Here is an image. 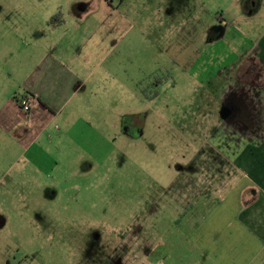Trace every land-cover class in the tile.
Wrapping results in <instances>:
<instances>
[{
  "label": "rangeland",
  "instance_id": "obj_1",
  "mask_svg": "<svg viewBox=\"0 0 264 264\" xmlns=\"http://www.w3.org/2000/svg\"><path fill=\"white\" fill-rule=\"evenodd\" d=\"M82 14L104 41V65L116 68L97 83L104 140L94 159L54 135L46 147L60 165L41 176L19 146L32 127L0 130V264L7 255L15 264H246L252 236L238 226L236 192L222 198L199 180L176 190L175 178L200 168L202 155L216 170L217 150L200 148L234 107L213 95L212 80L201 83V55L212 51L202 36L211 28L217 36L223 18L231 24L225 51H236V28L259 43L264 0H0V110L23 90L24 69L39 61L55 17ZM259 49L231 64L253 65L257 82Z\"/></svg>",
  "mask_w": 264,
  "mask_h": 264
},
{
  "label": "crops",
  "instance_id": "obj_2",
  "mask_svg": "<svg viewBox=\"0 0 264 264\" xmlns=\"http://www.w3.org/2000/svg\"><path fill=\"white\" fill-rule=\"evenodd\" d=\"M89 18L82 14L71 21L63 17L55 21L56 24L51 27L52 34L44 36L45 46L39 50V61L25 67L20 94L37 96L40 105L27 115L20 110L16 100L5 104L0 110L1 131L8 127L17 131L28 124L32 127L31 135L21 138L19 146L41 176H51L60 165L58 157L46 147V144L53 143L54 135L60 141L64 134L68 138L67 143L72 141V146L69 143L70 148L88 149L94 159L98 144L104 140L101 137L98 141L95 126L96 102L105 100L98 99L97 83L111 79L116 68L114 65H104L105 60L100 54L104 41L96 40L95 30L88 23ZM243 18L249 17L244 13ZM223 21L222 18L219 22L223 27L217 36H211L213 28L203 34V44H206L204 48L212 51L203 53V65H198L202 71L201 83L205 86L212 80L209 86H214L215 92L211 93L223 105L234 102V107L230 108L231 111L227 109L229 113L207 140L204 149L200 148L204 152L210 146L217 150V155L212 158L216 170H210L207 157L202 155L200 168H191L190 165L186 174L176 175L175 189L178 188L177 182L199 180L201 186L204 181L212 183L206 192L221 195L222 198L236 192L238 226L252 236L247 244L248 256L245 262L264 264V73L262 81L257 82L253 65L246 68L244 65H231L235 54L236 61L239 59L240 62L249 52L254 53L259 48L264 52V37L256 43L236 28V51L229 47L225 51L221 45H226L231 24H224ZM215 23L216 20L211 25L215 27ZM35 45L40 49L38 44ZM36 52L38 50L33 53ZM224 60L228 65H225ZM124 72L128 77V71ZM235 73L236 79H233ZM241 75H252L254 79L251 80V77L246 80ZM158 93L150 94L151 98L159 97ZM51 133L53 136L48 141V137H45L40 142L45 134ZM191 188L188 187L186 191ZM2 244L0 240V260L4 256L1 253ZM4 261L15 264L8 255Z\"/></svg>",
  "mask_w": 264,
  "mask_h": 264
},
{
  "label": "built area",
  "instance_id": "obj_3",
  "mask_svg": "<svg viewBox=\"0 0 264 264\" xmlns=\"http://www.w3.org/2000/svg\"><path fill=\"white\" fill-rule=\"evenodd\" d=\"M18 107L24 114H30L32 110L40 105V100L35 95L20 94L15 98Z\"/></svg>",
  "mask_w": 264,
  "mask_h": 264
},
{
  "label": "flooded vegetation",
  "instance_id": "obj_4",
  "mask_svg": "<svg viewBox=\"0 0 264 264\" xmlns=\"http://www.w3.org/2000/svg\"><path fill=\"white\" fill-rule=\"evenodd\" d=\"M140 127V123L136 122L135 124L133 123L130 128L134 131L133 133H135V129ZM126 128V126H125Z\"/></svg>",
  "mask_w": 264,
  "mask_h": 264
},
{
  "label": "trees",
  "instance_id": "obj_5",
  "mask_svg": "<svg viewBox=\"0 0 264 264\" xmlns=\"http://www.w3.org/2000/svg\"><path fill=\"white\" fill-rule=\"evenodd\" d=\"M57 20H60V19H58V17H55L54 22L57 21Z\"/></svg>",
  "mask_w": 264,
  "mask_h": 264
}]
</instances>
